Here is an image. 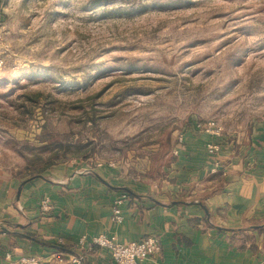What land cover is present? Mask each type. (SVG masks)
I'll return each mask as SVG.
<instances>
[{"label": "rangeland", "instance_id": "1", "mask_svg": "<svg viewBox=\"0 0 264 264\" xmlns=\"http://www.w3.org/2000/svg\"><path fill=\"white\" fill-rule=\"evenodd\" d=\"M0 55V172L20 180L163 181L187 134L242 146L264 124V0H0Z\"/></svg>", "mask_w": 264, "mask_h": 264}, {"label": "crops", "instance_id": "2", "mask_svg": "<svg viewBox=\"0 0 264 264\" xmlns=\"http://www.w3.org/2000/svg\"><path fill=\"white\" fill-rule=\"evenodd\" d=\"M173 152L167 179L153 183L111 168L27 180L0 172V264H76L81 254V264H116L91 243L99 234L122 244L157 237L146 264H264V124L247 145L189 133Z\"/></svg>", "mask_w": 264, "mask_h": 264}, {"label": "built area", "instance_id": "3", "mask_svg": "<svg viewBox=\"0 0 264 264\" xmlns=\"http://www.w3.org/2000/svg\"><path fill=\"white\" fill-rule=\"evenodd\" d=\"M5 65L6 59L0 55V69L4 68ZM208 147L212 152L217 151L219 148L217 145H208ZM122 199H118L113 207L112 220L117 223H120L123 220L122 211L120 209ZM85 241L86 237H82L79 242L83 245ZM91 243L107 249L116 264H146V261L150 256L160 248V241L157 237H146L139 241L122 244L115 241L113 237L99 234L92 237ZM73 261L76 264H81L84 261V255L81 254L75 256ZM20 262L23 264L40 263L39 259L33 256L21 257Z\"/></svg>", "mask_w": 264, "mask_h": 264}]
</instances>
